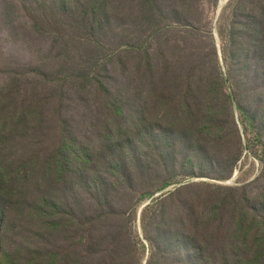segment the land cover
Instances as JSON below:
<instances>
[{"label": "rangeland", "instance_id": "rangeland-1", "mask_svg": "<svg viewBox=\"0 0 264 264\" xmlns=\"http://www.w3.org/2000/svg\"><path fill=\"white\" fill-rule=\"evenodd\" d=\"M0 264H264V0H0Z\"/></svg>", "mask_w": 264, "mask_h": 264}]
</instances>
